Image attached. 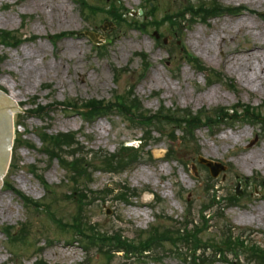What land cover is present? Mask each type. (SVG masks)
Masks as SVG:
<instances>
[{
  "label": "rangeland",
  "instance_id": "obj_1",
  "mask_svg": "<svg viewBox=\"0 0 264 264\" xmlns=\"http://www.w3.org/2000/svg\"><path fill=\"white\" fill-rule=\"evenodd\" d=\"M59 1L67 6L64 18H59L57 15L53 17L48 12L38 9L35 6L38 0H0V29L10 31L19 29V34L22 36V40L16 46L0 47V56L4 60L0 66V87L11 93L23 104L24 109L36 108L38 104H54L45 114L21 112L16 116L21 124L17 127L18 136L27 142L19 141L18 146L16 144L14 151L16 166L11 169L6 180L19 194L29 196L37 202H42L43 197L49 203L53 200L57 206L56 213H53L56 219L69 218L76 212V203L66 196L71 192L73 183L67 180L68 173L62 169L57 159L50 160L41 153V142L38 137V133L44 130L41 127H48L46 130L52 135L78 131L84 135L82 140L88 150L98 154L113 153L123 142L137 144L138 139L143 135L141 126L128 123L115 108L110 110L111 115L89 120L81 116L80 110H63L57 105L58 102L69 98L113 100L118 94L125 95L131 86H134L132 91L142 101L144 108L151 111H157L161 105L166 108H190L197 112L204 107L209 109L218 106L231 107L238 102L258 106L264 102V86L254 82L247 71L240 73L237 69L243 64L240 60L237 62V58L245 55L242 52L244 49H250L254 45L260 47L258 55L264 62V43L256 41L254 33H249L246 29L235 30L231 36L221 39L219 47H216L211 54L200 52L195 43L197 38H200L202 42L209 38L218 25L226 21L234 23L241 17L249 21H257L264 29V16L260 15L264 11V0H240L239 2L220 0L226 6H246L247 9L238 14L228 13L210 20L192 22L189 19L190 16L185 14L184 19L189 20V25L186 24L182 28L185 30L182 37L186 46L207 66L224 73V78H218L213 85L208 84L204 74L196 70L188 62V57L179 51V48L181 49L179 36L182 30H178L175 35L173 28L169 25L163 26L162 31L168 36L166 37L167 45L162 46L156 42L153 36L155 30L152 26L149 32L114 26L107 27L105 30L101 29L106 21L114 19V15L108 11L109 8L123 6L137 14L136 12L141 8H148L147 0H88L89 3L99 7L96 14H92L88 19L76 0ZM185 1L180 0L179 6ZM152 2L158 3L157 15L158 18L162 17L165 7L169 5L168 0ZM174 9L167 12H172ZM24 15L26 19H23ZM85 29L99 33L97 40L108 44L106 48L95 50L89 37L78 34L68 35L63 39L53 38V41L48 38L49 35L82 32ZM200 31L202 34L197 37ZM39 44L45 46V54L37 57L38 65L48 66V72L30 71V66H27L30 49L38 47ZM70 44H79L80 49L63 56L62 52ZM168 46L172 47L173 55L169 54ZM140 53H145L148 57L146 69H144L145 64ZM54 62H62V69L57 73L53 71ZM141 72L144 74L140 77ZM232 80L236 81L235 86L231 85ZM99 125L101 128L98 127ZM217 129L218 133L215 134L204 127L199 129L195 136L196 144L199 143L201 147V155L219 160L228 166L233 165L229 167L224 181L221 176L215 179L218 180L216 194L229 195L235 192L237 183L241 182L243 194L240 196L242 198L240 205L231 206L226 211V218L237 227L264 233L263 189L252 183L247 185L241 178V176L251 177L257 172L264 176V164L252 166L240 161L244 152L263 147L264 136H259L252 144L260 129L246 121H236L231 124L224 122ZM235 131H239L240 134L234 133ZM181 134L182 132L178 131V136ZM227 134L230 138L223 140L222 138ZM156 136L153 140L140 143L141 156L134 165L119 174L96 172L90 184L91 189L97 191L110 184L116 185L115 182L118 185L127 182L137 190L139 195L149 190L146 194L147 200L135 198L134 204L129 206L115 202L111 197H107L105 201L97 200L88 207V217L93 222H97L105 229L119 227L126 236L132 237L138 230H148L152 224L164 225L170 222L157 219V215L181 219L185 214L184 207L190 202L193 206V217L200 219L199 212L202 204L209 197L205 191V180L209 172L198 165L200 175L196 177L189 168L192 162L197 163V154L200 150L196 148V144L190 146L187 143L184 146L180 142L176 145L169 143L167 138L158 141ZM179 141L181 139H177V142ZM170 144L177 149L181 160L186 161L188 165L166 161V152ZM150 148L155 157H150L145 152ZM262 157L264 159V152ZM32 165H36L38 173L44 176L49 185L48 188L31 173ZM142 171H144L143 176ZM180 187L185 191H181ZM152 192L160 195L163 200L156 201ZM249 193L251 196L247 195ZM182 195L183 199H180ZM186 196L190 197L189 203L185 202ZM108 210L111 211L108 212ZM133 210L140 212L141 215L139 217L131 215ZM22 223H25L28 229L25 232L24 244L30 243L34 246L22 252L19 248L22 247L21 245H10L11 238L7 239L6 235L0 231V264H12L10 250H13L20 258L19 264H34L37 259L35 247L38 245L44 248L42 257L51 264H81V262L106 264L105 257L97 254L95 248L92 249L88 261L83 249L77 243L68 242L67 236L60 232L48 215L29 210L27 202H24L17 193L6 190L2 186L0 228L12 225V233L18 236L21 233L18 231ZM212 224V233L218 235L222 223L214 220ZM249 232L247 231L246 234L248 235ZM252 238L258 241L264 240L260 234L253 235ZM242 260L243 264H254L244 258ZM109 264L185 263L181 258L166 254L160 261L148 257L145 261L138 263L134 259L126 261L122 257H117L113 263ZM217 264L239 263L236 261Z\"/></svg>",
  "mask_w": 264,
  "mask_h": 264
},
{
  "label": "bare ground",
  "instance_id": "obj_2",
  "mask_svg": "<svg viewBox=\"0 0 264 264\" xmlns=\"http://www.w3.org/2000/svg\"><path fill=\"white\" fill-rule=\"evenodd\" d=\"M238 2L240 0H237ZM248 1V0H245ZM256 1H263V0H256ZM35 6L38 9H42L46 12H48L51 16H59V18L66 17L65 14L67 13V6L65 3L60 2L59 0H38L37 3H35ZM246 29L249 33H254L256 41H261L264 43V29L263 27L257 22V21H249L245 17L237 18L234 23L232 22H224L221 25H218L214 30L213 33L209 38L201 41L200 38H197L195 40L197 48L200 50V52H205L208 54H211L212 51L219 47L220 40L226 37H229L232 35V32L235 30H242ZM202 33L201 31L198 32V36H200ZM260 47L258 45H254L250 49H244L242 52L245 53V55H241L240 58H237V62L240 60L243 64L239 65L237 67L238 71L241 73H245L247 71L248 74H250L252 80L259 85L264 86V62L261 61L259 55H258V49ZM79 44H70L67 46V48L64 49L62 52L63 56H67L68 53L74 52L79 50ZM199 55H201L199 52H197ZM45 54V46L43 44H39L36 48H31L29 52V62L28 67L30 71L34 72H41L42 70L45 72L49 71L48 66H41L38 65L37 57H41ZM202 56V55H201ZM53 71L56 73L59 72L62 69V62H54L52 64ZM16 99V98H15ZM101 128V125L98 126ZM234 133L240 134L239 131H235ZM230 138V135L227 134L222 139L228 140ZM264 152V145L260 149L256 150H249L244 152L241 157L240 161L243 164L246 165H259L264 164L263 157ZM142 176L144 175V171L141 172ZM166 196V195H164ZM131 215H134L136 217H139L141 215L140 212L133 210Z\"/></svg>",
  "mask_w": 264,
  "mask_h": 264
},
{
  "label": "trees",
  "instance_id": "obj_3",
  "mask_svg": "<svg viewBox=\"0 0 264 264\" xmlns=\"http://www.w3.org/2000/svg\"><path fill=\"white\" fill-rule=\"evenodd\" d=\"M83 2V1H82ZM191 10L193 11V9L191 8ZM7 36H9V33L7 32H2L0 34V37L2 38V41L4 43H9L7 42ZM92 106L94 105H99V109L101 108V102H92L91 103ZM95 109V108H94ZM43 141L45 142L46 140L49 141V143L52 144V148L49 149L47 148V152L51 155V156H59V152L60 151H65V148H71L72 146H74V144L78 143L76 140L75 135L73 134H69V135H59L58 137H50L47 138V136H44ZM133 150V149H130ZM124 151H128V148H124L122 153L119 154H114L111 157H106L104 158V162L108 165H114L115 162H119V165H121L123 163L122 159L124 158V155L129 154V151L126 153ZM73 155L75 154V152H71ZM85 162V161H83ZM83 162L80 160H75V165L77 167L82 168L83 167ZM80 168H76L73 167L71 168L70 171L72 172H80ZM130 196V195H129ZM125 200H127V196L125 198ZM152 233H154L153 236L148 237L146 241L143 242V244H150V246L148 248H146L145 250H150L151 247H153L154 245V250L159 249L160 247L164 248V244L166 242L171 243L172 245H176L177 247H180L179 242L180 243H185L186 246H188L189 244H196V235L188 230V227L186 226H182V227H173V228H164L163 232L159 234V231L156 229L155 231L153 230ZM119 245H121L119 243ZM124 246V244H122ZM242 247H244V244L241 245ZM177 250L180 248H176ZM251 249L253 250L254 254L257 253V262H259V257L262 258L264 256V250L260 249L258 244H252ZM196 251V249L194 248V252ZM260 253H263L262 255L259 256ZM188 257L191 259L189 260L191 264H198L197 261H200L203 264H213L215 262V260L207 258L206 255L204 253H201L198 257L194 256L193 254H190L187 256L186 261H188Z\"/></svg>",
  "mask_w": 264,
  "mask_h": 264
},
{
  "label": "water",
  "instance_id": "obj_4",
  "mask_svg": "<svg viewBox=\"0 0 264 264\" xmlns=\"http://www.w3.org/2000/svg\"><path fill=\"white\" fill-rule=\"evenodd\" d=\"M18 109L15 101L0 91V180L4 177L9 167L10 148L13 143V111ZM203 161L211 166L214 174H217L222 168L220 164Z\"/></svg>",
  "mask_w": 264,
  "mask_h": 264
}]
</instances>
